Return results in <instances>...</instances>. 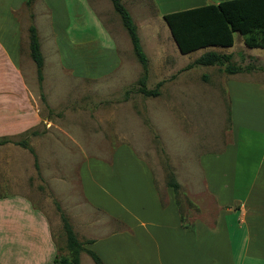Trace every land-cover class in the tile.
<instances>
[{"label":"crops","instance_id":"obj_1","mask_svg":"<svg viewBox=\"0 0 264 264\" xmlns=\"http://www.w3.org/2000/svg\"><path fill=\"white\" fill-rule=\"evenodd\" d=\"M223 1L228 0H150V3L162 18L165 14ZM121 2L131 15V0ZM110 8L106 0H0V124L11 120L19 131L22 124L37 120L36 114L28 110L32 108L30 86L37 81L36 73L33 82L28 77L31 66L34 71L28 48L30 25L36 30L43 66L42 40L56 63L61 64L65 59L77 61L80 71L60 67L69 80L96 81L102 75L118 72L122 65L120 50L126 49L125 43L121 46L123 34L111 32L100 14L102 9L107 12ZM235 34L230 47L208 46L197 50L201 51L200 55L229 54L232 63L242 68L239 73L225 74L221 82L222 91L228 92L223 104L226 131L231 138L217 155L206 152L200 157L183 156L172 165L179 190H185L184 202L196 205L193 197L203 191L202 198L212 205L210 211L200 214L205 222L196 211L181 207L177 193L156 181L148 163L139 162L128 148L117 150L115 155L119 156L127 152L131 169L140 168L135 175L144 198L137 204L129 187L132 195L128 189L124 222L120 216L115 218L108 212L119 207L115 191L100 187L108 196L107 205L101 199L96 200L97 189L90 191L92 198H89L84 194L88 188L83 176H79L77 197L65 201L68 222L77 240L84 249H92L104 264L95 249L99 241L92 233L104 224L121 227L122 233L131 238L139 233L140 264H264V48L247 47L244 37L238 33L240 47L234 54ZM102 58L109 64L108 70L96 71L99 75L90 74L94 70L92 66ZM42 82L43 79L41 89ZM4 108L13 109L11 119L5 116ZM191 132L184 134L190 138ZM121 166L116 164L111 168L119 170ZM89 170L83 175L90 176L97 187V175ZM133 179L134 175L130 176L129 182ZM17 195L0 200V244L12 252L13 264H57L58 235L45 212L31 200ZM138 213L141 218L137 217ZM129 214L132 219L127 217ZM111 235L114 234L110 233L108 239ZM82 256L88 255L81 252L79 264Z\"/></svg>","mask_w":264,"mask_h":264},{"label":"rangeland","instance_id":"obj_2","mask_svg":"<svg viewBox=\"0 0 264 264\" xmlns=\"http://www.w3.org/2000/svg\"><path fill=\"white\" fill-rule=\"evenodd\" d=\"M106 1L111 7L110 1ZM134 2L131 0L130 5L133 6L129 10L148 60L146 86L153 89L161 82L156 97H146L135 91L142 75L141 66L132 52L119 16L111 8L107 12L102 9L100 14L110 31L123 34L121 46L125 43L126 50H120L122 65L118 72L102 75L96 81H71L60 67L79 70L77 61L65 59L61 64L56 63L42 40V89L37 81L30 86L32 108H28L36 114L37 120L22 124L19 131L11 120L0 124V139L25 142L33 150L38 164L36 170L34 158L28 149L11 143L0 145V200L12 199L19 194L45 212L55 235H58V259L69 257L60 213L68 217L65 201L77 197L76 191H80L81 183L79 176H83L82 180L88 188L84 194L89 198H92L90 191L97 189L94 192L96 200L101 199L107 205L108 196L101 190L115 191L114 198L118 200L116 204L119 207L110 208L108 212L115 218L120 216L124 222L129 202L128 189L132 195L129 187H132L133 200L137 204L144 198L141 197L140 181L136 182L135 175L140 168L131 169L130 158L125 155L127 152L119 156L115 155L117 150L121 152L128 148L133 151L139 162L145 161L151 166L156 181L166 185L172 165L178 158L200 157L206 152L217 155L221 146L231 138L230 132L226 131L223 104V100L228 99V92L221 89V82L226 77L223 68L195 66L186 69L189 63L200 56L201 51L181 54L161 14L157 15L150 0ZM234 38L235 54L239 51L237 48L240 47L241 36L236 33ZM108 65L102 58L99 64L92 66L94 70L90 74L106 72ZM34 66L33 72L32 66L29 69L31 82L32 77H35ZM5 109V116L11 119L13 109ZM190 132L193 138L184 134ZM116 164L122 165L119 170L111 168ZM87 169L97 175L98 188L90 181V176L83 175L85 172L87 174ZM133 175L131 183L129 177ZM184 194L185 190L181 188L176 195L185 211H196L200 215L202 211L212 209L207 199L202 198L203 191L193 197L197 201L196 205L184 202ZM127 217L132 219L130 214ZM137 217L141 218V213ZM199 217L205 222L202 215ZM104 225L93 229L92 233L99 241L96 252L105 263L140 264L139 233L131 238L125 236L118 225L117 228ZM110 233L114 235L108 239ZM12 258L10 249L1 242L0 264H13ZM80 264L94 263L88 256H82Z\"/></svg>","mask_w":264,"mask_h":264},{"label":"trees","instance_id":"obj_3","mask_svg":"<svg viewBox=\"0 0 264 264\" xmlns=\"http://www.w3.org/2000/svg\"><path fill=\"white\" fill-rule=\"evenodd\" d=\"M109 1L112 9L121 20V24L129 38L132 52L142 69V75L137 81L138 86L135 91L146 97H156L161 82L157 83L153 89H148L146 86L148 60L142 50L137 27L121 0ZM162 18L181 54H187L208 46L230 47L233 43V33H239L243 36L244 44L249 48H264V0H228L216 5H205L165 14ZM28 48L29 57L35 65L37 83L40 87L43 78V58L33 25L28 28ZM195 66L223 68L225 74H235L242 71V68L232 63L231 55L216 52L203 53L185 68L189 69ZM40 98L44 101L43 95ZM8 143L28 149L34 158V167L37 170L35 154L25 142H14L8 138L0 139V145ZM170 174L166 186L177 193L179 185L176 183L173 174ZM58 210L60 211L59 208ZM60 219L69 257L57 259L56 263L79 264L80 253L85 252L94 264H104L98 255L83 248V244L77 240L62 212L60 213Z\"/></svg>","mask_w":264,"mask_h":264}]
</instances>
